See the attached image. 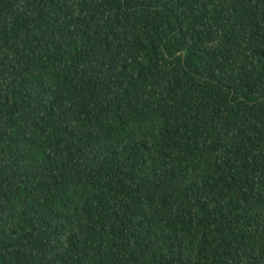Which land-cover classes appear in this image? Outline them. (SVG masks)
<instances>
[{
  "label": "trees",
  "instance_id": "trees-1",
  "mask_svg": "<svg viewBox=\"0 0 264 264\" xmlns=\"http://www.w3.org/2000/svg\"><path fill=\"white\" fill-rule=\"evenodd\" d=\"M0 264H264V0H0Z\"/></svg>",
  "mask_w": 264,
  "mask_h": 264
}]
</instances>
